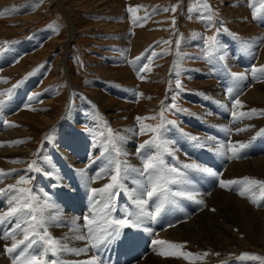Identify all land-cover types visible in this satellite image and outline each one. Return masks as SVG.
I'll return each instance as SVG.
<instances>
[{
	"label": "rangeland",
	"instance_id": "obj_1",
	"mask_svg": "<svg viewBox=\"0 0 264 264\" xmlns=\"http://www.w3.org/2000/svg\"><path fill=\"white\" fill-rule=\"evenodd\" d=\"M206 3L211 7H206ZM251 4L252 0H0V13H2L0 15V93H5L13 85L18 84L20 87L25 84L26 93L25 96L22 95L25 99L33 94L40 96L38 99H35V96L30 103L19 107L16 112L15 110L11 112L9 117L18 116L20 113L41 115L40 109L48 108L46 104L54 101V106L48 111L57 113L59 119L63 116L68 117L67 114L69 115L70 112L79 115L75 128L83 135L91 132L90 123L87 121L97 113L103 121L106 133L108 128L120 134L122 128L135 127L137 132L134 139L141 145L154 135L149 129L160 123V113L163 111L166 120L176 122L175 125L166 124L164 128L173 130L170 135L175 147L178 146L176 149L179 154L183 152L187 156L189 153H195L200 156L197 161L193 157L188 156V158L202 167L210 166L209 168L217 173V176H211L188 170L190 190L194 193L211 195L210 192H213L210 189L213 190L214 185L219 184L220 173L224 174L223 170L227 168L225 156L214 150L202 149L201 145H196L184 134L192 133L195 128L197 130L195 136H198L203 144L208 137H212V140L213 138L223 140L230 137L228 125L233 127L231 125L237 121L228 123L231 114H222L223 119L219 123L215 120L208 123L203 121L199 114L207 111L218 114L219 111L220 115L221 107L214 106L213 99H207L208 102L200 101L193 97L194 95L207 93L204 91L207 87L215 86L222 89L221 97H224L227 105L233 104L234 98H239L241 103L251 104V108L257 111L256 115L251 112L250 115L252 117L255 115L254 120L263 131L254 130L252 139L244 144L245 147L235 159L233 157L230 160L244 162L264 155V105H254L244 99L246 90L241 91L240 83L231 77L232 72L248 73L246 77H249L253 68L264 66V62L261 61L264 51V9H261L260 15L254 18ZM173 6L175 11H172ZM256 6H259V0ZM65 8L72 14L68 15ZM129 8L135 11L131 12ZM164 8L168 11H164ZM209 15L212 16L211 21L206 18L201 19V16ZM218 28L221 29L219 33L216 31ZM223 28H227L228 31H223ZM212 35H216L219 42L220 52L216 53V56L224 55L223 61L214 58L212 63L208 62L205 41ZM63 51H66L65 62L58 71V60ZM39 55L42 58H39ZM46 55L47 57H44ZM137 57L142 58L136 61ZM231 58H236L237 67L229 66ZM246 61L252 62L246 66ZM145 64L150 70L138 72L137 69ZM12 67L13 69L20 67L22 72L15 73L11 71ZM141 75L144 79L140 78ZM219 79H222V82L218 81ZM4 81H7L9 87H2ZM227 83H230V86H227ZM178 84L181 86L178 87ZM18 87L14 89L10 103L8 102L3 110L10 106ZM229 88L233 89L232 93L228 92ZM128 92L134 94L133 100H130ZM100 97L107 99L108 102H100ZM0 98L7 99L6 96ZM203 102H207L206 105ZM152 103L155 104L153 109L150 106ZM172 105L181 111H177ZM13 117L2 120V123L19 121ZM137 117L146 119L137 120ZM188 121L201 128L192 126ZM243 122L249 126L252 120L246 119ZM237 126H240V123ZM141 128L145 130L143 133ZM29 129L32 132L31 140L27 141L26 145L31 147V157L15 163L14 168L20 173L13 179V184H16L21 175L27 176L26 178H30V184L24 187L30 188L33 192L35 182V179L32 180L33 171L26 169L29 164L36 163L37 156L48 144V151L56 157L55 163L61 174L75 170L81 175V169H76L75 163L67 159L64 154L65 151L75 153L71 140H81L78 135L70 136L68 139L66 136L61 152L59 147L51 146L54 133L58 129L53 131L52 126L39 130H34L32 127ZM224 129L227 131L226 135L223 133ZM86 147L88 148L86 145L81 151H77L79 153L87 151L86 155H89L91 149ZM201 158L205 161H201ZM80 160L86 164L85 172L88 176H86L88 182H84V185L89 189L98 188L100 182H94L90 179V175L102 172L106 162L98 161L99 159L90 162L86 159ZM165 160L170 165L182 166L173 156L166 155ZM254 170L258 174L263 172L261 169ZM13 173L9 172L5 179H9ZM259 176L264 178L262 175ZM263 178L259 179L262 181ZM42 184L45 187L47 179H43ZM243 185V182L238 181L237 184L230 185L231 190L228 188V191L237 193ZM83 193L78 197L82 198L85 195ZM64 194L72 195L67 192ZM120 197L126 199L127 203L131 202L127 192ZM86 201H92L88 195ZM4 203L5 196L0 195V212L4 209H2ZM191 203L190 215L181 218L176 226L169 228L182 225L192 213L197 214L202 211L197 200H192ZM257 208L264 210V196L257 203ZM14 224L15 221L3 225L0 233L10 230ZM65 228L69 229L71 226L65 225ZM83 230L86 231L84 228ZM20 238L22 237L19 236ZM87 242L89 246L92 243L90 239H87ZM90 252L94 253L91 247ZM131 264L137 262L131 261Z\"/></svg>",
	"mask_w": 264,
	"mask_h": 264
},
{
	"label": "bare ground",
	"instance_id": "obj_2",
	"mask_svg": "<svg viewBox=\"0 0 264 264\" xmlns=\"http://www.w3.org/2000/svg\"><path fill=\"white\" fill-rule=\"evenodd\" d=\"M65 11L68 15L72 14V12L68 9ZM151 38L152 37H150V39ZM65 47L67 51V45ZM66 51H63L60 54V60H58L57 67L58 71L61 70L63 63L65 62ZM44 57H47V55ZM230 57L232 56L230 55ZM39 58L42 57L39 55ZM236 58H231L229 66L232 68L237 67V64L235 63ZM261 61L264 62V51ZM251 62L246 61V66L250 65ZM21 69L22 68L20 67L13 69L12 67L11 71L15 73L22 72ZM203 74L208 75V73ZM219 77L222 78L221 76ZM218 81L222 82V79H219ZM238 82L240 83L241 91L246 90L244 99L254 105H264V74L252 72V75ZM8 85L9 84L6 82L5 84H2V87L5 88V86ZM24 86L25 84L16 89L10 106L0 113V170H3L4 172H13V170H15L9 179H5L8 175H0V188H4L7 185L13 184V179L16 178L20 173L18 169L14 168L15 163L12 161L26 159L31 155V147L26 145V142L31 140L30 134L32 132L30 131L29 127H32L34 130H39L50 126H52L53 131L58 129L56 133H54V140L52 141L51 146L54 145L59 147L61 152L63 151L62 144L64 143V138L66 136V139H68L70 136L75 137V135L80 137L81 140L79 141L75 139L71 140L74 145L73 150L75 153L67 151L64 152L67 159L75 163L74 165L76 169H81L85 172L86 164H84L80 159H86L88 162L99 159L98 161L102 160L106 162L103 168V178L97 179L96 173L90 175V179H92L94 182H100L99 187H102L105 183H108L107 177L111 173L107 170L109 169L110 165L107 159L100 156V153L103 152L104 147L106 146L105 137L107 136V133L105 132V127L99 114L95 113L88 119L87 122L90 123L91 132L84 135L75 128V123L79 118V115L77 116L76 113L70 112L69 115L67 114L68 117L63 116L59 119L57 113H54V111H48L49 108L54 106V101H49V105L48 103L46 104L48 108L40 109L41 115L33 116L30 114L28 115L20 113L18 116H12L13 119H17L19 121L10 124L2 123V120H7L11 117H9L11 112H14V110L16 112L19 107L26 106L31 102L29 99H25L23 97L26 93V91H24ZM227 86H230V83H227ZM25 90H27V88ZM204 91L207 93L196 94L193 97H196V99H199L200 101L213 99V105L221 107V114L219 115V111L218 114H215L211 111H207L205 113L203 112L204 114H199V117L203 121L208 123L215 120L219 123V121L223 119L222 114H231L230 118H228V123L233 121L237 122L231 125L233 127H230L229 125L227 127L230 137L224 138L223 140L213 138V140L210 139L209 141V139H207L204 144L201 143L200 140L199 142L195 143L196 145H201L202 149L206 148L208 150L210 149V151L214 150L218 154L225 156L224 158L227 162V168L226 170H223L225 171L224 174L220 173V180L241 181L244 184L242 188L247 186L250 188V190L245 193V196H241L239 195V191H237V193L229 192V187L222 188L217 183L214 185L213 190L210 189V191L213 192H210L211 195H207L202 192L194 193L197 196V201L203 200V204L198 202L201 205L200 209L202 211L197 214L192 213L185 223L174 228H169L170 226L166 227L164 225L163 216L168 212L169 207H174L172 204L171 206L166 204L164 210L157 217V219L145 220V222L140 226L145 230L146 233L144 237L140 238L143 239L140 242H135L132 240L135 252L132 254L129 253L128 258H122L121 254H116L114 257L110 258L108 255L111 251L120 250L118 248L111 249L109 252L103 253L104 255L99 258L101 264H131V261L136 260L138 257L139 260L136 261L137 264H221L224 262L228 264H264V210H262L263 208H257V203L263 196L261 195L259 185H249L245 180V178L255 180H260L259 178H263L259 175L264 176V155L257 156V159L251 158L247 161L244 160V162L236 160L231 161L230 157H232V154L229 151V148L232 144H236V146L239 147V143H248L249 140L254 136V130L257 132L260 131L261 126L256 120H254L256 114L253 113L255 114L253 117L250 115L249 110L252 109L251 104L250 106L249 104L242 103L243 107L234 106V104L227 105L225 103L224 97H221L223 93L222 89L216 88L215 86L209 88L207 87V89ZM128 94L130 95H128L130 100H133V97H135L133 96L134 94H130L129 92ZM39 97L40 96H36L35 99H38ZM99 100L102 103L108 102V100L105 98L103 99V97H100ZM21 101L22 104H20ZM203 103L206 105L205 102ZM14 106L16 107L14 108ZM150 106H152L153 109L155 104L152 103ZM233 111L237 113V116H239L241 112H247L248 115L246 117L237 119L232 115ZM246 119L252 120V123L250 122L251 124L249 123V126L245 125L246 123L244 124L243 122ZM189 123L192 126L195 125L194 127L201 128V126L194 124L192 121ZM238 123H240V126H237ZM224 124L226 125L225 122ZM213 125L215 126V122ZM238 129L245 130L238 131ZM171 131L173 130L166 127L163 133L164 139H167L170 142H172V136L170 135ZM136 132L137 129L135 127H127L125 129L122 128L119 136H122L123 140L118 142V146L121 147L122 152L124 153V155L121 157V160L125 161V166L141 169L143 167L142 152H138V146L140 144L139 141L134 139ZM101 133H104L105 135L101 136ZM223 133L226 135L227 131L225 130ZM190 134L196 135L197 130L194 128V131L192 133L190 132ZM13 141H21V143H10ZM44 145L46 146L47 143ZM86 145L88 146L86 149H91L90 154L86 155L87 151L85 153H79L78 151H81V148H85ZM48 147L49 144L43 148L40 154L37 156L38 159L35 165L36 167L40 168V171L32 172V180L35 179L33 193L39 198L40 205H43L45 201L48 202V207L43 212V217L45 220L44 227L47 228L53 238L66 245L68 249H82L86 246L89 247V251L87 253L77 254L74 251L60 252L57 257L59 264H81V262L88 261L92 256H94L90 252V246L87 240L76 239L77 236L85 234V231L83 230V226L85 224L84 218L94 217V209L91 207V205L94 204L93 198L90 189L84 185L85 180H83V177L79 174V171L76 172L73 170L70 171L71 173L68 172L61 174V170L55 163L56 157H54L51 151V153L48 151ZM170 147L175 150V155L173 157L177 159L181 165L184 163H196L191 158L190 160L188 155H184L183 152L179 154L176 149L178 146L175 147L174 142L170 144ZM151 151L154 154L155 149H152ZM138 154H140V156H138ZM105 155L107 156V154ZM254 169H261L263 172L260 171L262 173L258 174V172ZM9 172L7 173L9 174ZM48 173H51V175H48ZM85 174L87 176L86 172ZM133 178L139 183H145V177H140L136 173H132L131 177H126L124 179L123 183L125 187L120 189L119 196L115 198V205L118 207V211L120 212V214H118L116 211L112 213V216L115 218H122L125 211L134 212L136 210L135 206L132 205L131 202L127 203L126 199L120 197L121 194L126 195V192L128 193V191L138 187L137 183H133ZM43 179H47V184L45 187L42 184ZM262 181H264V178ZM173 188L175 189V186H173ZM64 192H67V194L72 193V195L70 194V196H66ZM83 192L85 195L82 198H79L78 196L82 195ZM87 195L92 200L91 202L86 201ZM252 199H256V204L252 203ZM122 204L127 205L128 207L125 208ZM8 207L9 205L7 204V197L5 196V203L2 205V209H4L0 212V214L5 212ZM152 207H154V205L150 204L149 210H151ZM98 208L99 206H97V210ZM96 218L99 219V217ZM65 225H70L71 228L67 229L65 228ZM123 230L124 233L129 231L127 227L123 228ZM19 236L20 235H17L16 239H19ZM2 240L3 238L0 236V264H11L12 257L5 253L3 248L5 244L10 246L13 240L11 242H3ZM146 240L148 243H150L152 240H164L181 245L182 247L179 249H169L167 245H156L154 243L150 247L149 245H146ZM161 251L175 252L176 255H160L159 253ZM181 253H192L193 256L185 259ZM204 253H208V255L205 256ZM216 253L219 255H216ZM245 253L249 255L245 256ZM254 257H260V259H255ZM141 258H143L142 262L140 261Z\"/></svg>",
	"mask_w": 264,
	"mask_h": 264
},
{
	"label": "snow or ice",
	"instance_id": "obj_3",
	"mask_svg": "<svg viewBox=\"0 0 264 264\" xmlns=\"http://www.w3.org/2000/svg\"><path fill=\"white\" fill-rule=\"evenodd\" d=\"M257 0H252L251 6L253 7V16L258 17L260 10L264 9V0H259V6H256ZM206 7L211 6L206 3ZM168 11L167 8L163 9ZM129 11L134 12L135 9L129 8ZM172 11H175L173 6ZM2 15V13H0ZM212 20V16H201V19ZM135 22V21H134ZM174 23V21H173ZM221 29H216L219 33ZM223 31L227 32V28H223ZM167 43V42H166ZM206 57L208 62L212 63L214 58L219 61L225 59L224 55L216 56V53L220 52L219 42L216 35L207 37L206 41ZM247 46V44L245 45ZM142 57H137L136 61H139ZM150 70L147 64L141 65L138 72H146ZM253 73L264 74V66L252 69ZM31 75V74H30ZM231 77L234 81H242L246 78L245 73H231ZM141 79L144 76L141 75ZM5 83L7 81H4ZM19 85H13L12 88L6 90L5 93H0V96H6L7 99L0 98V113H2L4 107L7 105L12 97L13 91ZM180 87L181 85H177ZM229 93L233 92L232 88L228 89ZM39 94H33L28 97L31 101L35 96ZM234 106L243 107L239 98L233 99ZM176 109L175 105H172ZM181 111V109H176ZM251 113H255L256 109H250ZM232 115L237 119L246 117L248 114L241 112L239 116L233 111ZM155 117H152L154 119ZM146 119L144 117H137V120ZM4 123H8L4 121ZM175 121L166 120L163 111L160 113V123L151 127V131L154 135L151 139L146 140L143 144L138 146V150L142 152L143 167L141 169L131 168V166H125V161L121 160L122 152L121 147L118 146V142L123 140L122 136L114 133L111 128L107 130V136L105 137V147L103 152L100 153L101 157H104L109 162V169L107 170L111 174L108 175V183H105L102 187H93L90 189L93 198L94 217H85V224L83 228L86 230L85 234L79 235L76 239L93 241L90 245L92 249H99L103 246L110 244L117 240L123 228H139L145 220H155L164 210L166 204H175L176 198H183L195 201L197 199L196 194L190 190L191 181L188 179V170L198 171L206 173L211 176H217L209 167H202L197 163H184L182 166L170 165L165 156H174L175 150L170 147L172 142L164 139L163 133L165 131L164 126L166 124L175 125ZM16 126V125H13ZM245 129H238V131H244ZM145 130L141 128L143 133ZM101 133V136H104ZM189 139L193 142H198L200 138L195 135L185 133ZM207 139H212L208 137ZM10 143H21V141H13ZM223 147V146H221ZM245 145L239 143V147L236 144H232L229 151L232 157H237L240 150ZM152 149H155L154 154ZM107 154V156L105 155ZM16 163L17 161H12ZM183 169V170H182ZM15 170H13L14 172ZM27 171H40V168L36 167L35 162L28 165ZM132 173H136L140 177H145V183H139L133 178V183H137L138 187L128 191V198L131 200V204L135 206V211H125L122 218H115L112 213L116 211L115 198L119 196L120 189L124 188L123 183L126 177H131ZM0 175H8L3 170H0ZM51 175V173H48ZM81 175L85 179V183L88 182L86 174L81 170ZM97 179L103 178L102 172L97 173ZM249 185H259L261 195L264 196V181L245 178ZM238 181L223 180L219 181V185L222 188H228L229 185L237 184ZM30 184V178H26L21 175L16 184L7 185L4 188H0V195L8 197L7 204L8 209L0 214V228L5 224H12L15 221L14 227L8 231L0 233L5 240H13L10 246L4 245L3 251L12 257L11 264H59L57 259L58 255L62 251H74L77 254L87 253L89 247L86 246L82 249H68L66 245L62 244L59 240L53 238L44 227L45 220L43 212L48 207V202L45 201L43 205L39 204V198L28 187L24 185ZM175 186V189L173 188ZM229 190H231L229 188ZM250 190L249 187H244L239 191V195L245 196V193ZM203 204V200L198 201ZM252 203L256 204V199H252ZM150 204L154 207L149 210ZM97 206H99L97 210ZM39 214V215H38ZM96 217H99L97 219ZM42 229V231H41ZM17 235L22 238L16 239ZM156 245H167L169 249H179L182 246L171 243L164 240L153 241ZM160 255H176L175 252L161 251ZM185 259L192 257V253H181ZM205 256L208 253H204ZM216 255H219L216 253ZM245 256L249 255L247 253ZM51 257V258H50ZM200 258V257H198ZM260 259V257H254ZM81 264H101L98 256H92L88 261L81 262Z\"/></svg>",
	"mask_w": 264,
	"mask_h": 264
}]
</instances>
